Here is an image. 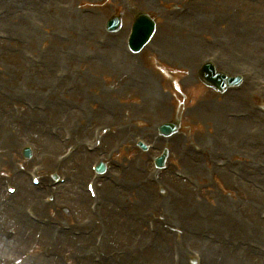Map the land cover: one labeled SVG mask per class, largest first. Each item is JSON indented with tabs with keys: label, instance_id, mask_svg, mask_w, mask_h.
<instances>
[{
	"label": "bare ground",
	"instance_id": "bare-ground-1",
	"mask_svg": "<svg viewBox=\"0 0 264 264\" xmlns=\"http://www.w3.org/2000/svg\"><path fill=\"white\" fill-rule=\"evenodd\" d=\"M53 1L59 2L61 4L63 0H44V3H49ZM137 1L142 3L143 5L151 4L149 0ZM22 4L24 8H29L30 12L28 14L30 15L35 14L33 12L37 11V8L30 7V2H23ZM64 17L66 19H69L67 23L68 28L78 32V35L76 36L73 44L78 45L84 43L90 46V41L86 37V32L96 29L97 27L99 28V24L96 21L95 17L87 15L83 18H79L78 16L75 18L73 14L68 11H64ZM229 17L230 15L228 13H224L222 18V24L224 26L226 36L230 35L234 37L233 43L236 45L234 47L235 49L239 47L242 50H250L251 48L252 53H254V49L256 48H260L261 50L264 49V47L260 45V43H262V39L260 37H257L258 43L256 42L255 35L258 32L253 31L256 28V25H254L255 19L247 17L245 18L244 23H236L233 22ZM36 19L38 20L39 28L43 27L46 23L53 24L52 21H50V19H48L47 17H37ZM9 21H11V19H9L8 16H3L2 18H0V24ZM40 22L42 23V26H40ZM164 28L165 30H168V22L165 23ZM35 35L36 32H23V36L26 38V40H29ZM71 42L72 41H70V43ZM122 44L123 40L121 42H118V45L115 47H118ZM152 45L153 42L149 44V46ZM246 45L247 48H245ZM115 47L105 49L96 45V47L93 48L95 51L94 61H90L88 63L94 69V72H101L105 74L110 73L112 74V80H119L124 76L126 68L127 71L132 70L135 68V65L134 62H132L131 60H127L122 53L118 52V50L120 49H112ZM231 48L229 49L231 50ZM70 49L71 48H68V51ZM46 52V56L49 60L63 62L65 65H67V67L72 65L77 66V64L73 63V53H68L66 56L65 53H61L59 52V50L55 48L52 49L51 47L47 48ZM164 54H166V52H164ZM182 57L185 60H187V58L191 60V52H186L185 55L182 54ZM241 58L242 60L237 62L238 64H240L239 67H234L235 64L231 61H220V64L223 65V68L226 69L227 73L240 69H252L253 66L255 68V71L251 74V79L248 82H244L243 88L239 92L227 95V98L230 100V102L238 106H243L245 102L244 96L247 93L249 94V96H254L256 93L264 96V92H256L257 89L260 90L258 87L260 82L257 77L264 76V59L262 61H259L258 59H260V57H257L256 59L255 57H246L243 60L242 55ZM194 61H196L195 57ZM1 64L2 61H0V65ZM197 64L198 63H196L195 65ZM236 71H234V73H237ZM242 73L251 72L244 71ZM23 75L26 76H23L22 78H19L18 76L11 77L7 81H5V83L11 87V91L13 93L15 92L19 94L15 98H13L12 101L9 100L10 102L1 100L2 98H0V102H4L3 104L8 105L12 110L14 109L17 112L16 118H19L18 120L22 123L31 122L35 119H46L47 121L51 120V122H58L59 120H62L63 116L65 115L77 116V127L75 128V130L72 131L73 143L76 145L77 148H79L82 143L84 144L87 140V127L85 125L86 119L82 118L80 114L76 113L74 111V108L71 109L66 105L60 103L56 97L54 98L53 96H55L56 93L54 90L51 91L50 104L47 110H44L42 108L43 105L41 104L40 99L39 104L37 105L36 103L37 106H30L26 102L28 100H26L24 97L30 96L31 98H37L36 96L28 93L29 91H32L34 94H36L37 92L41 93V90H44L46 93L49 94L52 86H55L58 89L64 88L66 85L70 84V79H73L75 82H78L79 79L83 80L86 75L71 72L70 75L65 74L64 78L61 81H57L55 79L53 81H50L49 75L46 71L42 70V66L35 67L31 71H23ZM127 87L131 86L126 83V88ZM132 87L135 88V85ZM136 89L139 91V88ZM25 90L26 94L24 95L23 92ZM100 94L102 95L103 91H100ZM70 95H72L74 98H77V92L70 91ZM131 97H133L131 103H135L136 101L141 103L139 106L133 107V116L137 115L136 110H142V113L147 117H150L152 115V111L156 114L164 113L160 101H157L153 105H150L143 102L141 99L139 100L138 97ZM145 97L146 99H155L153 96H151V94H146L144 95V98ZM101 112L102 109L100 107V109L96 110L94 113H90V117H94L97 120L103 119L104 121L111 122L113 124L118 118V116L115 118L106 117ZM208 112L212 114V112H210L209 110ZM219 114V112H216L215 115L212 117L211 121H217V115ZM55 115L56 119H54ZM2 121L5 122L9 120H7L5 115L0 112V131L5 126L10 125L9 123H4ZM225 122L229 125V133L223 135L224 139L225 137L231 138V142L233 140L232 144L237 145L238 148L233 149L234 146L232 145L231 149H229L227 147V143L224 142V144L221 143L218 145V147L216 148V152H222L227 155L230 150L235 151L237 156L241 160L240 164H242V166L244 167L243 168L241 166L242 169H245L248 174L251 173L250 175L253 180V186L258 190H263L264 170L262 166H260V168H256V165L252 169V164L256 161L259 162L261 160H264V155H261L257 148L250 147L246 142V140L251 136L248 135L247 127L250 125L251 132L255 129V126L251 125V120L247 118L241 120H228L226 117ZM108 125L111 126V129L114 127V125L112 124ZM38 127L39 125H36L35 129L24 131L17 125H12L11 136L9 137L7 144H4V153H0V158L5 160L7 163L6 155L10 154L11 158L18 161V158L15 156V152H17L23 146H30V144H33L38 150H43L44 155L41 159V163L43 166L42 171L46 173L49 172L50 169H54V156L56 155V152L61 148V146L57 139L47 136V134L41 129L39 130L40 133H38ZM260 128L262 130L260 131L261 134L264 135V126L262 127L261 125ZM127 130L128 129L125 130L124 128L115 126V129L112 130V134H110V137L107 138V140L109 142L115 140L117 141L118 146H124L133 139V135L128 134ZM130 132L134 133V130L132 129ZM146 138L149 139V135H146ZM262 138H264V136ZM160 142L161 141H156V144H153L154 147H162L163 144ZM254 149H256L257 151H255ZM74 155H76V158L74 157V160L72 161V166L77 168V174L75 175L76 177L73 181H71V179H68V181L64 184L68 187L64 190V192L66 193L65 199L61 201L60 205L56 202L54 206L52 205L48 208H42V206H38L39 211L47 212L48 209L50 210L51 208L58 210L62 208V206H64L68 208L69 212H71L73 216L72 218H76L77 216H81L85 213L84 203L86 202V195L82 192L81 188L77 186V183L81 182V180L87 174L86 160L93 158L95 154L88 155L87 153H83L82 151H76ZM174 155L178 162L180 161V163L188 165L191 168L192 173L193 171L196 173H201L204 170V167L206 169L211 170L213 174H215L218 178L222 179L226 183L224 184L225 193H230L231 191H233L237 194H241V191L245 190L247 192H250L252 195V199L256 201H258V199H264V194L259 192H252L249 190L248 185L244 183L247 181L246 174L240 172L238 169H235L230 164H227L226 170H217L215 168L208 167V158L201 157L200 159H198L194 156V160H192L191 155L187 154V151H184L183 154H181L179 151L178 154L175 153ZM195 160H197V163L194 164ZM26 162L33 163L34 159L32 158ZM226 171L230 173L233 177L230 176ZM189 175L191 176L190 173ZM14 177L19 182L18 193L20 195V200H23L25 202H29L30 200L35 201L36 198L40 195V193L33 189L27 188L25 183H23L24 179L21 176L15 175ZM121 177L122 179H118L116 185L104 183V185L100 189V192L104 198L105 206L103 211L100 213L96 224H98V222L102 224V222H100L102 221V218L106 219L109 222H113L119 217L120 221H136L141 215L140 208L144 206L153 207L155 205L153 192L150 191L146 185L143 187L140 183H138V181H136L139 180L140 174L135 171H130L127 173H121ZM165 181L163 182L168 187V194L165 198L163 205L159 209H154L156 215L161 219L160 222H162V224L159 222L160 224L158 223L156 225L155 234L149 235L145 233L143 230L144 224L142 222L137 223L138 229L135 227V225H132V227L134 228L133 235L122 232L119 228V225L117 224V228L110 229L111 234L110 236H107L106 240L104 241L103 248L110 249V251L112 252L113 249L111 250V248L114 243L120 242L119 240H122L124 244L132 243V238L134 236V238L139 239L138 244L132 245L133 252L131 256L128 253L122 256L121 260L124 262L122 264L129 262L135 263V261L143 259L140 258L138 255L139 247H142L147 252V264H172V241L178 238L177 233H179L186 237V239L188 240V242L181 239L178 240L177 246L179 249L180 257L179 264H188L189 257L183 251L184 246L187 244L198 248L200 253L203 255L202 264H217L218 258L220 259V262L218 264H258L254 263V261L261 262L252 254H249L245 246L242 244L246 241L247 238L250 237L237 238V235L243 234L247 230H249L253 232V234L256 235L258 238L264 236V222L261 223L262 225L260 227H257L255 223H252V225L249 226L245 231H242L245 229L246 224L250 222L248 214L246 212L239 213L235 210H230L231 206L226 202H223L222 205L221 201L223 197H220L222 195H216L215 200L212 199L211 206H208L206 209H203L201 215V209H198L197 207L194 208V202L190 200L187 196L192 193L199 194L197 193L198 191H194L193 188L187 187L185 185L186 183L180 182L176 179L174 180L167 178V180ZM233 182H235V187L233 186ZM197 183L200 184L199 181H197ZM65 186H58V188H62ZM177 186L182 187V189H178ZM244 192L242 194L243 196H245ZM125 196H129L132 202L135 201L134 204L136 206V209L131 219L128 216L124 217V212H115L111 208L112 200L115 201L119 198H124ZM246 204H248V202H246ZM0 210V214L2 215H0V218L2 219L6 228L10 226H13V228L16 230H32L34 228V230H38L39 233L44 236V238L48 236V232L45 228H40L36 225H33L32 223H27V226L26 224L20 223L18 218L20 216L17 215V212L15 213V215H13L12 211L4 206H0ZM5 215L7 217H4ZM205 222L208 223L206 226L204 225ZM192 234H197L199 237H194ZM58 237H61V240H59V247H62L64 245V247L68 248L69 250L72 249L75 251H79L83 254H86L88 252V249L90 247V241L87 238L80 237L79 239H75L69 237L66 234H63L62 236ZM166 238L170 239L169 242L165 241ZM120 243L123 244L122 242ZM10 248L12 251H14L15 249L14 246H10ZM144 253L145 252H143V254ZM44 264H49V262L46 261L44 262Z\"/></svg>",
	"mask_w": 264,
	"mask_h": 264
},
{
	"label": "rangeland",
	"instance_id": "rangeland-1",
	"mask_svg": "<svg viewBox=\"0 0 264 264\" xmlns=\"http://www.w3.org/2000/svg\"><path fill=\"white\" fill-rule=\"evenodd\" d=\"M214 1L215 0H199L195 6H192L191 4H186L183 1L182 2H178V0H176V1L168 0V3L162 4L161 6H159V9L161 10V12H162V10L165 11V12H168V11H170V8L173 5L186 4L187 6L195 7V8L198 6V8H196V11H198L199 8H200V6H199L200 3H204L205 4L206 2H208L207 4L210 5L209 6L210 8L208 7V10H207V13H206V16H205V24L203 26V30L208 31L209 30V24H210L208 22V20H210L211 18H214V17H218L219 15L222 14L223 11H222V7L221 6L223 4V1H225V0H216V1L219 2V4L218 3H214ZM234 1H235L233 3L234 8L238 12H245L244 17H250V16H255L256 17L255 18V24H254V25L257 26L255 28V31L258 32L255 35L256 36V42L258 43L257 37H260L262 39V43H260V45L262 47H264V4H263L264 0H234ZM220 7H221V11L222 12L219 11ZM248 7H250V8H248ZM0 9H3V7H0ZM21 20H24V18L21 19ZM21 20L17 19L18 23H21ZM241 20H244V18L241 19ZM28 21L30 22L31 20H28ZM29 22H27V23H29ZM26 28L28 30V26ZM20 30H22L21 24H20ZM42 37L44 38L43 34H42ZM45 37L46 38L48 37L49 40L53 39L51 37V35H49L47 32L45 34ZM223 38L226 40V44H224V45H230L232 48H231V50L230 49L228 50L227 49L228 46L227 47L225 46L224 47V49H225L224 51L225 52H221L220 53L219 50L217 49V47L218 46H223V41L224 40L221 41V39H223ZM172 39L177 44H180V45L181 44H186L184 42L185 41V37L176 36V37H173ZM216 40H220V42H216L215 43ZM233 41H234V37H232L230 35H228L226 37V34L222 35L221 32L219 33L217 31H214L213 37H212V40H211V45L212 46L211 47H207V48L204 47V46H200L201 49L198 50L199 46L198 45H194L193 47L195 49H197V50L195 52H193V53L196 54V52H197L198 54H200L201 58L199 57L198 61H201V59H202L201 54L202 53L203 54L205 53L203 58L204 57H208L210 55V53H211L210 52L211 49H215L213 51L218 52L220 57H221V60L224 61V62L229 61L228 59H230L231 62H236V61H238V59H239V57L241 55L242 56H246V57H252V58L255 57V59L257 57H260V60L264 59V49L261 50L260 48H256V49H254V53H252L251 48H250V50H242L241 48H239L237 46L238 48L235 49L234 47L236 45L233 43ZM40 44L41 43L37 42L34 45V46H37V48L39 49V52H41L42 50H45V49H41L40 48ZM21 47H23V45L22 46L16 45L13 50H17V48L19 50ZM44 48H46V47H44ZM245 48H247V45H246ZM1 49H3L2 45H0V50ZM44 52L40 53V55H43ZM148 56L151 57L150 53L147 52L146 55H143L137 61V65L140 66L139 70L140 71L141 70L145 71L144 69L147 68V70H149V72H151V75L153 76V78H154V74H156L159 77V75H158L159 73L157 74L154 71V67L150 68V64L148 62V61H150V58H147ZM154 57H156V56H154ZM15 59H16L15 60L16 64H14L15 65V69L21 70L20 67H19V61L17 60V58H15ZM234 59L236 61H234ZM142 65L145 67L144 69L141 68ZM235 65L237 66L238 63H236ZM218 67L222 68L223 65L220 64V66H218ZM56 69H58V68H56ZM170 69L171 68H167L166 70L169 71ZM75 70L77 71L78 68H76ZM80 70H81V72L82 71L86 72L88 70V68H83V69H80ZM80 70H78V71L80 72ZM185 71H186L185 73L189 72L188 69H186ZM234 71H236V70H234ZM250 71H251V69H250ZM149 72H147V73H149ZM144 73H146V72H144ZM5 76L6 75H2V78L5 77ZM52 76L53 75L51 73V77ZM184 76H185L184 80L188 84L185 85V87L183 89L184 95H185V99H184L185 102H184V106L183 107L178 108V105L182 101V97L180 95H176L175 91L173 90V88L171 86V82L169 81V79H163L161 81V87L162 88H159L158 91L160 93H162V94H165V96H168V102L166 103L165 107L169 111V117L166 118V120L173 118L176 115L177 112H179V111L182 112L183 121H184L182 129L179 132V134H177V135H175L173 137L174 140L172 141V143L169 146V148L167 147L166 149L168 151V154L170 155V158H168V163L171 165V168L174 169V170H180V171H184L185 172L186 170H191V168L188 165H186V164L178 163L175 160V158L172 156L171 149L173 151L175 150V152L177 153L178 152V146L181 143V144L187 145V147L190 146V148H191L192 144H194V145H197L198 147H200L202 149L215 151V148H217L218 147L217 145H219L218 142H220V143L224 142V136L221 135L223 132L220 131V128L222 126H225L224 113H225V111L227 109H228V111H230V110L234 109V107L227 105L222 100V98H220L217 95H213V94L209 95L210 93H205L204 95L200 96V93H202L201 90H199V89L194 90L193 85H191L189 75L185 74ZM133 77H141V75H139V72H138L137 75L133 76ZM53 78H50V79H53ZM181 78L182 77H176L175 79H181ZM4 79H6V77ZM96 80L101 86L108 87L107 84H102L101 81L98 78H96ZM89 83H90V80H88L85 83L83 89H88ZM106 83H107V81H106ZM3 84H4V82L0 81V89L1 90L5 89V90H7V91L12 93L11 87L8 84H6V83H5V85H3ZM165 86L167 87V89L165 88ZM58 91H61V90L58 89ZM65 91L66 90L64 89L63 92H65ZM67 96L69 97L68 98L69 103L74 104L75 106H77V105L79 106L82 103H87L90 109L95 107L94 103L97 102V100H98V98H97V99H95L93 101L85 102V101H82V100H73V99H71V97L69 95H67ZM106 99L108 100V96H106ZM112 100H113L112 101L113 105L117 106L118 105V101H119L118 98L114 97ZM34 101H38V100L36 99ZM40 101H46V100L45 99H40ZM60 101L62 102V100H60ZM102 101H104V99H102ZM247 102L257 103V104L259 103V106H260V104H264V97L260 96V95H255L253 97H249L247 99ZM121 104L123 105L124 103L121 102ZM1 107H5L6 109H9V113L7 115H5L9 119V116L12 113L10 108H8V105H5L3 103L0 104V109H1ZM182 108H183V110H182ZM242 108L245 109L246 107L243 106ZM208 110L210 112H212V114H210L208 112ZM216 112L220 113L219 115H217L218 120L217 121H211L212 117L215 115ZM63 118H64V120H62L63 123H64V121L67 122L69 120V118L66 115L63 116ZM37 121H39V123H40L39 126L41 127V128H38V133H40L39 130L41 129L43 132H45L47 134V136H49V134H50L49 129L51 127L59 128V130H60L61 127L63 128V126H62L63 124H61L59 122H58L59 124L58 123H51L50 121H49L50 123H48L47 121H44V123H43L41 121V119H38ZM34 124L35 123H33L32 126L29 129H26L24 127L23 123H19L17 125L21 129H23L25 131H28V130H33L35 128ZM251 125H253V123H251ZM136 126L139 129H144L142 123H137ZM91 128H92L91 126L88 127V137H89V133L91 131ZM250 129L251 128H250V125H249L247 127L248 135L251 134ZM214 133L216 135L212 137V135ZM151 134L153 136H156V127H154V129L151 132ZM225 142L227 143V147L229 149H231L232 145L234 146L233 149L238 148L237 145L232 144L233 140L231 142V138L225 137ZM246 142L248 143V145L250 147L252 146V139L248 138L246 140ZM143 143L148 147L147 143H145V142H143ZM190 143H192V144H190ZM128 148H129L128 146H125V148H121V149L117 148L115 150V151H117L116 154H118L117 158H114L115 162L117 161V162H119V163H121L123 165H128V163L130 161H135L137 163H142L144 166H147V168H149L148 165L146 164V162L148 161V158L151 157L152 155L160 154V153L157 154V152H154V151L152 152V151L148 150V152L145 153L143 158H141V157L139 158L138 154H140L141 151L137 147H134L135 151H134V153L132 155H128L127 154L129 152ZM33 149L36 150V148L34 146H33ZM61 151H62V148L60 150H58L56 154L60 153ZM37 153L44 154L43 150H37ZM120 154H123V155L120 156ZM216 154H218L217 157H214L212 159H208V167H210V168L213 167L212 162H213V160H217V159H220L222 161H228V160H233L234 161V160H237L238 161L237 162L238 163V167L239 168L243 167L242 164L239 163L240 158L237 156L235 151H231L230 150L229 153H227V155H225L222 152L221 153L216 152ZM90 163H91V160H88L87 161V166H89ZM27 165H30V164H27ZM255 165H256V168H260L261 162H258V161L254 162L252 164V169L255 167ZM17 167L19 169L22 168L21 166H19L17 164V165L14 166V170H16ZM27 167H29V166H27ZM12 169H13V167H12ZM204 169H206V168L204 167ZM64 171H65L66 175L71 174L72 179L74 180L75 173L73 172L74 171L73 169L67 167V168H65ZM208 171H211V170H209V169L203 170L202 171V175L196 174L195 172H193L195 178L197 180L198 179L200 180L199 182H202V183L205 182L209 186L206 189L207 193L202 192V194H201L202 196H198L196 194L187 195L189 197V199L194 202V208L197 207L198 209H201L200 212H201V215H202V210L206 209L208 206H211L212 199L215 200V196L216 195H222V196H220V197H223L222 201H221L222 205H223V202H226L227 204H229L231 206L230 210H235V211H237L239 213L246 212L250 216V218H249L250 222L248 224H246L245 229L242 230V231H245L249 226H251L253 221H254L253 223L257 222V221H255V219L258 220L260 214L264 213V210H259V209L256 208V206L262 205V202L255 201V200H253V201L251 200L250 201L249 199H252L251 198V194H250V192H247L245 190L241 191V194H237L235 192H232L231 194H226L225 191H224V184H226V183L224 181H222L220 178H217L213 173H211V172L208 173ZM243 171L247 173V171L245 169H243ZM54 173H55V170H54ZM67 173H69V174H67ZM250 174L251 173H249V174L247 173V175L249 177H251ZM11 175H13V172L6 171L4 176H2V181H1L2 185H3V182L7 181V180L11 181V182H13L15 184L17 183ZM48 176H49L48 179H51V177H52L51 172L48 174ZM88 176H89V173H87L86 178L83 179V181H82V187H81L82 191H84V185H85L84 182H86V180L89 178ZM24 180H25L26 185L29 186V184H28L29 180L26 179V178ZM233 183L235 184V182H233ZM160 185H161V187H160ZM160 188L164 189L165 197L168 194V189H167L166 185H164V182L160 183L159 185L157 184L153 189H151V191H153V198H154V204L155 205H157L160 202H162L161 201L162 199L164 201V198H165L163 195L160 194V192H159ZM179 188L182 189V187H180V186H179ZM249 190L252 191V192L253 191L256 192L255 190H253L250 187H249ZM0 192H1L0 193V205L6 206V205L2 204L4 202V198H5V196H4L5 192H4L3 186L0 188ZM243 192H244L245 196L242 195ZM65 195L66 194H63L62 192L61 193L59 192V194H57L58 200L60 201V198L64 199ZM41 198H42V195L39 196V201L41 200ZM128 201H129V197H125V198H119V199L115 200L114 203L115 204H119V203L128 202ZM133 202H135V201H133ZM235 202L239 206L238 207L239 209H237ZM246 202H248V204H246ZM86 203L87 204H86V207H85V213L83 215L77 216L76 218H72L70 216V212H69V213H64L63 216L61 218H59V219L61 221H63V223L64 222L67 223V224L70 223V224H74V226H75L78 222L82 221V219L87 218V214H88L87 213V209H88L87 206L89 204V200L88 199H87ZM11 205H13L18 210V212L21 213V216L23 218L24 217V208L28 205V202H24L22 200H17V201L12 202ZM154 206H153V210H154ZM116 207L117 206L113 204V210L114 211H116ZM11 209L13 210V208H11ZM148 210H149V208H147V207H143V208L140 209L141 216L144 218L145 221L147 219H149V217H147L146 214L147 213L148 214L151 213V211L145 212V211H148ZM49 214L51 216H53L55 213H54V211H52L51 213L49 212ZM43 215H46V214H43ZM150 215H151V219H154V218L157 217L155 212H153V215L152 214H150ZM94 221H93V223H94ZM129 223L130 222H125V221L118 222V224H120L119 228L121 229L122 232L127 233L126 227H127V225H129ZM160 223L162 224V222H160ZM163 223H165V222H163ZM207 224L208 223H206V222L204 223L205 226ZM256 226L260 227L259 225H256ZM111 227L114 229V228H117V225H111ZM144 229H146L145 224H144ZM102 230L107 231V233H109V235H110V232H109L110 229L106 225L105 226L104 225L97 226L95 233H98V232H100ZM25 231H27V233L29 234L28 238H25V236L23 235V233H25ZM5 235L6 236L10 235L14 240H16V242L13 241V240L7 242L5 240ZM177 235L181 239H186V237H184L183 235H181L179 233H177ZM245 237H250L253 240H257L259 242V244L263 245V247H264V238H262V237L258 238L256 235L253 234V232H251L249 230H247L243 234L237 235V238H245ZM169 240L170 239H168V238L165 239L166 242H169ZM56 241H57V238H56ZM89 241L91 242V246L89 247L88 252H91V253L88 256V260L87 261L82 260L83 264H93V260H92L93 255H92V251L90 250L91 247H92L93 239L89 240ZM119 241L122 242L123 244H121L120 242H116V243L113 244L111 250L113 249L112 252H115L116 254L119 253L116 258L120 261L119 264H122V263H124L121 260L122 256L128 253L127 249H129L132 245L130 243L129 244H127V243L124 244V242L122 240H119ZM168 245H169V243H168ZM10 246H14L15 247L14 251L11 250ZM44 246L45 247H49L50 246L49 239L47 237L45 238V240L44 239H40L39 235H35V233L32 232L31 230H26V229L16 230V229L13 228V226H11V228H4L3 232L1 234V237H0V264H44V262H46V261H48L49 264H77L72 258L74 257V255L81 254L79 251H75V250H72V249L69 250L68 248L64 247V245L62 247H59V244L57 242V247H51V249L48 252L50 258L49 259H44V257H43V259H42L40 251H41L42 247H44ZM103 250L106 253V255H109V253L111 252L110 249H107V248H103ZM189 252L190 253L195 252V253L201 254L200 251L198 250V248L194 247L192 245H191V248H190ZM146 253L147 252H145V256L143 255V259L140 260V263L136 262L134 264H147L146 263ZM129 255H131V254H129ZM116 258L114 260L109 261L108 264H117L116 262H118V260L116 261ZM190 258H194V256L192 257V256L189 255L188 264H191L190 263ZM219 262H220V259L218 258L217 259V264ZM125 264H132V263L129 262V263H125Z\"/></svg>",
	"mask_w": 264,
	"mask_h": 264
},
{
	"label": "water",
	"instance_id": "water-1",
	"mask_svg": "<svg viewBox=\"0 0 264 264\" xmlns=\"http://www.w3.org/2000/svg\"><path fill=\"white\" fill-rule=\"evenodd\" d=\"M210 76H212V74ZM216 79L220 80V82L222 83L221 88L229 83L226 79L221 78V77H216Z\"/></svg>",
	"mask_w": 264,
	"mask_h": 264
}]
</instances>
